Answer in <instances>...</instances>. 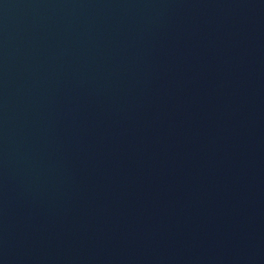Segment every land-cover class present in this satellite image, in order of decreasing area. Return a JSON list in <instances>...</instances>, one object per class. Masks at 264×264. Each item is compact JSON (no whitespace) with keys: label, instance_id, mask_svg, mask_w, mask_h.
I'll return each mask as SVG.
<instances>
[{"label":"water","instance_id":"water-1","mask_svg":"<svg viewBox=\"0 0 264 264\" xmlns=\"http://www.w3.org/2000/svg\"><path fill=\"white\" fill-rule=\"evenodd\" d=\"M0 264H264V0H0Z\"/></svg>","mask_w":264,"mask_h":264}]
</instances>
